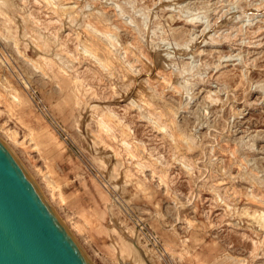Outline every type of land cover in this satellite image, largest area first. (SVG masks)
Listing matches in <instances>:
<instances>
[{
  "label": "rangeland",
  "instance_id": "374dc122",
  "mask_svg": "<svg viewBox=\"0 0 264 264\" xmlns=\"http://www.w3.org/2000/svg\"><path fill=\"white\" fill-rule=\"evenodd\" d=\"M0 141L91 264H264V0H0Z\"/></svg>",
  "mask_w": 264,
  "mask_h": 264
},
{
  "label": "water",
  "instance_id": "95a60500",
  "mask_svg": "<svg viewBox=\"0 0 264 264\" xmlns=\"http://www.w3.org/2000/svg\"><path fill=\"white\" fill-rule=\"evenodd\" d=\"M0 264H91L1 141Z\"/></svg>",
  "mask_w": 264,
  "mask_h": 264
},
{
  "label": "bare ground",
  "instance_id": "6f19581e",
  "mask_svg": "<svg viewBox=\"0 0 264 264\" xmlns=\"http://www.w3.org/2000/svg\"><path fill=\"white\" fill-rule=\"evenodd\" d=\"M61 5H62V3H61ZM203 32H204V31H203ZM201 33H202V32H201ZM201 33H200V34H201ZM195 38H196V37H195ZM133 56H134V55H133ZM135 57H136V56H135ZM164 57H165V56H164ZM152 58H154V57H152ZM152 61H155V60L152 59ZM152 63H153V62H152ZM154 63H155V62H154ZM155 64H156V63H155ZM155 64H154V65H155ZM152 65H153V64H152ZM152 67H153V66H152ZM161 71H162V69H161ZM154 73H155V72H154ZM147 74H148V73H147ZM155 74H156V73H155ZM155 74H154V75H155ZM148 75H149V74H148ZM159 76H160V75H159ZM155 77H157V75H155ZM153 78H154V76H153ZM155 79H156V78H155ZM157 79H160V78H157ZM161 79H162V78H161ZM144 82H145V81H144ZM145 83H146V82H145ZM146 85H147V84H146ZM134 94H136V93H134ZM135 96H136V95H135ZM109 114L111 115V113H109ZM170 123H171V122H170ZM16 139H17V138H16ZM51 185H53V184H51ZM263 212H264V210H263ZM263 212H262V213H263ZM261 217H262V216H261ZM263 217H264V216H263ZM262 221H263V220H262ZM68 231H69V230H68Z\"/></svg>",
  "mask_w": 264,
  "mask_h": 264
}]
</instances>
